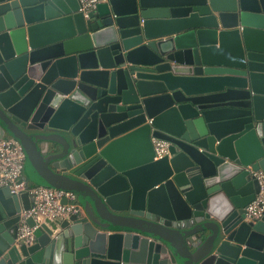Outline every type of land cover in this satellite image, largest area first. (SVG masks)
<instances>
[{
	"label": "water",
	"instance_id": "water-1",
	"mask_svg": "<svg viewBox=\"0 0 264 264\" xmlns=\"http://www.w3.org/2000/svg\"><path fill=\"white\" fill-rule=\"evenodd\" d=\"M80 7L0 0V138L28 185L81 206L23 243L32 198L1 188L0 264H264V212L245 215L264 173V0Z\"/></svg>",
	"mask_w": 264,
	"mask_h": 264
},
{
	"label": "built area",
	"instance_id": "built-area-1",
	"mask_svg": "<svg viewBox=\"0 0 264 264\" xmlns=\"http://www.w3.org/2000/svg\"><path fill=\"white\" fill-rule=\"evenodd\" d=\"M103 0H80V11L86 16ZM154 159L168 153V142L152 138ZM25 155L19 142L11 136L0 138V189L7 187L11 194L28 192L32 198L31 207L19 213L17 240L26 243L34 241V229L43 218L60 216L67 218L71 214L81 211L76 195L70 191L54 189L46 186L28 185L24 179ZM258 180L259 190L254 199L246 206L245 215L248 219H259L264 212V173L253 172ZM63 200L66 203H63ZM31 216L35 225L30 227L26 219Z\"/></svg>",
	"mask_w": 264,
	"mask_h": 264
}]
</instances>
